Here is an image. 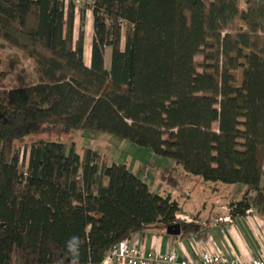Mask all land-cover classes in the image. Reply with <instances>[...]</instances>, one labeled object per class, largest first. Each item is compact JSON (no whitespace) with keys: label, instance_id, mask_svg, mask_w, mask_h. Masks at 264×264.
I'll return each mask as SVG.
<instances>
[{"label":"trees","instance_id":"trees-1","mask_svg":"<svg viewBox=\"0 0 264 264\" xmlns=\"http://www.w3.org/2000/svg\"><path fill=\"white\" fill-rule=\"evenodd\" d=\"M77 1L0 0V264H100L136 233L201 230L126 164L49 139L56 128L244 185L230 217L264 215V0Z\"/></svg>","mask_w":264,"mask_h":264},{"label":"crops","instance_id":"crops-1","mask_svg":"<svg viewBox=\"0 0 264 264\" xmlns=\"http://www.w3.org/2000/svg\"><path fill=\"white\" fill-rule=\"evenodd\" d=\"M86 26L90 39L86 45L85 38L84 54H88L90 58L92 35L90 11L87 13ZM207 189V198L210 199L207 201V206H195L193 213L187 212L184 208L185 213L177 215L183 217L179 218L180 221L190 223L185 218L195 221L201 227L199 232L183 237L182 232L179 236H169L163 231L148 230L133 235L131 242L147 253L160 255L175 251L179 259H192L204 250L234 257L239 261L264 255V215L253 209L246 216L231 218L226 209L231 203L240 201L246 194L247 188L240 184L232 186L207 184ZM195 217L198 219L193 220ZM229 217L230 219L224 221V218ZM221 218L223 219L220 220Z\"/></svg>","mask_w":264,"mask_h":264},{"label":"rangeland","instance_id":"rangeland-1","mask_svg":"<svg viewBox=\"0 0 264 264\" xmlns=\"http://www.w3.org/2000/svg\"><path fill=\"white\" fill-rule=\"evenodd\" d=\"M89 39L86 26V45ZM88 58L89 55H85L87 64ZM198 60L201 58L198 57ZM110 63L111 51L109 50L105 56L107 68L110 67ZM29 65L30 61H24L18 69L19 75H25L24 69L29 71ZM47 136L51 140L64 142L68 146L74 144L77 152L81 155L87 148H91L97 151L100 157L109 164H127L128 168L140 176L153 192L161 196L170 195L181 206L184 205L187 212L193 213L195 206L204 207V205L207 206V201H210L207 198L206 182L187 174L183 169L175 168L172 160L156 156L151 150L130 141L120 140L113 135L88 129L63 132L60 128H56ZM33 140L35 137L28 138L26 141H22L20 146L24 147L26 142L30 144Z\"/></svg>","mask_w":264,"mask_h":264},{"label":"built area","instance_id":"built-area-1","mask_svg":"<svg viewBox=\"0 0 264 264\" xmlns=\"http://www.w3.org/2000/svg\"><path fill=\"white\" fill-rule=\"evenodd\" d=\"M77 5L83 2L78 0ZM228 212L230 208H226ZM183 217H178L177 219ZM221 218L220 220H222ZM229 218H224L228 220ZM186 221L192 222V219L185 218ZM100 264H264V255L251 258L247 261H239L238 259L221 254H214L204 250L201 254L196 255L192 259H179L175 251L165 254L147 253L143 248L131 242V239L121 241L119 244L111 248L105 255Z\"/></svg>","mask_w":264,"mask_h":264},{"label":"water","instance_id":"water-1","mask_svg":"<svg viewBox=\"0 0 264 264\" xmlns=\"http://www.w3.org/2000/svg\"><path fill=\"white\" fill-rule=\"evenodd\" d=\"M168 234L173 235V236H179L181 234V226L177 225V226H174L173 228H170L168 230Z\"/></svg>","mask_w":264,"mask_h":264},{"label":"clouds","instance_id":"clouds-1","mask_svg":"<svg viewBox=\"0 0 264 264\" xmlns=\"http://www.w3.org/2000/svg\"><path fill=\"white\" fill-rule=\"evenodd\" d=\"M69 247L72 249L73 252H75V251H76V244H75V241H73V243L70 244Z\"/></svg>","mask_w":264,"mask_h":264}]
</instances>
